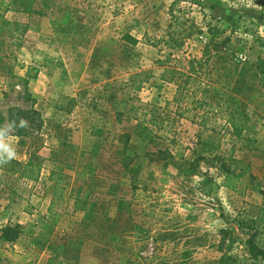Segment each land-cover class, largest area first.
<instances>
[{"label":"rangeland","instance_id":"374dc122","mask_svg":"<svg viewBox=\"0 0 264 264\" xmlns=\"http://www.w3.org/2000/svg\"><path fill=\"white\" fill-rule=\"evenodd\" d=\"M26 1L0 40V138L41 170L34 182L0 164V231L20 226L0 264H264L246 245L264 248L255 0H34L30 14ZM235 13L254 36L231 33ZM191 67L193 99L236 98L252 134L235 138L225 108L203 127L178 101ZM205 148L209 162L190 167Z\"/></svg>","mask_w":264,"mask_h":264},{"label":"trees","instance_id":"16d2710c","mask_svg":"<svg viewBox=\"0 0 264 264\" xmlns=\"http://www.w3.org/2000/svg\"><path fill=\"white\" fill-rule=\"evenodd\" d=\"M16 0H0V40H10L13 37V34L18 26L17 22H8L5 20V15L8 12L14 11V4ZM31 3H29V0L26 1L24 4V8L22 10L23 13L30 14L31 11V5L34 2V0H30ZM31 4V5H30ZM255 5L259 10V17L261 19H264V0H255ZM244 17L239 14L235 13L233 14V20L231 21V33H235L237 31H240L243 34H249L251 36H254V34L250 31L249 28H247L248 25H254L252 22H246V20L243 19ZM211 30H208V33H210ZM213 36L209 38V40H212ZM125 40L129 45H136L137 41L134 38H131L129 36H125ZM199 66L201 68L202 63L205 64L206 60H200ZM192 63V62H191ZM261 64L264 65L263 60L258 61V73L260 75V83L261 87L264 90V67L261 66ZM189 76L186 77V80L183 85V91L179 92L178 101H186L187 102V109H190V107H193L197 110H203V115L201 116V125L203 127L205 126V122L207 120L208 113L214 112L215 110H221L222 108L226 109L225 114V121L226 124L230 126L232 130V134L235 138L238 140H241L243 137V134H252L255 128V124L252 120L253 115L249 116L243 109H238L240 105V101L236 98L223 93L217 94V99L215 100L214 104L212 105L209 101H212V99H206V98H200L199 101H195L193 99V93L190 92V88L188 87L190 85H200V78H198V70H195L191 67ZM204 95V94H203ZM230 101L234 103L228 104ZM229 105H232L234 108L232 110L229 109ZM218 107V108H216ZM33 113L32 115H34ZM148 136V134H146ZM145 136V137H146ZM204 146V145H203ZM210 148L203 149L199 154H194L193 162L190 163V167H192L194 164H197L198 162H209V158L205 156L206 152H211ZM219 157H213L210 159V162H216L219 161ZM3 165V173L7 174L9 176L17 175L18 178H24L29 181L36 182L39 178L40 173V166L34 164L32 160H29L27 163L22 164L20 162H17L16 160L12 159L8 163H4ZM240 168V163L237 164ZM18 166L20 170H15V167ZM226 174H229V176H232L234 174L230 173L228 170H225ZM248 173V176L250 179H253V176L248 172V170H244L239 172L236 176H232L233 178L241 177L243 174ZM54 172L50 173L49 180L54 181V176H56ZM77 176L83 177L84 174L77 173ZM224 188H229L228 186H225ZM233 191H235V188H232ZM261 195L264 197V191L260 192ZM19 229L20 226H14V227H5L3 230L0 231V240L7 244H13L19 237ZM246 245L248 248V254L253 260H261L264 262V248L260 245L255 243L254 238H250L246 241Z\"/></svg>","mask_w":264,"mask_h":264},{"label":"clouds","instance_id":"9594fccd","mask_svg":"<svg viewBox=\"0 0 264 264\" xmlns=\"http://www.w3.org/2000/svg\"><path fill=\"white\" fill-rule=\"evenodd\" d=\"M23 121H21V126H23ZM5 137L0 138V164L8 163L14 159L17 155L14 148H9V143L5 142Z\"/></svg>","mask_w":264,"mask_h":264},{"label":"crops","instance_id":"0c3cea01","mask_svg":"<svg viewBox=\"0 0 264 264\" xmlns=\"http://www.w3.org/2000/svg\"><path fill=\"white\" fill-rule=\"evenodd\" d=\"M256 12H258L257 10H255ZM258 19H261L260 17H259V14L256 16ZM261 28H263V27H261ZM203 87H205V86H203Z\"/></svg>","mask_w":264,"mask_h":264},{"label":"built area","instance_id":"2783aa9c","mask_svg":"<svg viewBox=\"0 0 264 264\" xmlns=\"http://www.w3.org/2000/svg\"><path fill=\"white\" fill-rule=\"evenodd\" d=\"M200 39H204L203 37H200Z\"/></svg>","mask_w":264,"mask_h":264}]
</instances>
